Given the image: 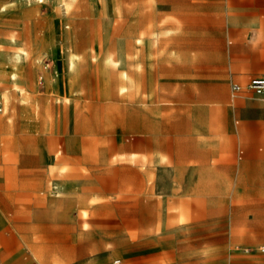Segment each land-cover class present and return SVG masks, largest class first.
<instances>
[{
	"label": "rangeland",
	"instance_id": "rangeland-1",
	"mask_svg": "<svg viewBox=\"0 0 264 264\" xmlns=\"http://www.w3.org/2000/svg\"><path fill=\"white\" fill-rule=\"evenodd\" d=\"M240 3L0 0V264H264V111L222 101L264 98L231 87L264 57ZM194 186L224 192L163 200Z\"/></svg>",
	"mask_w": 264,
	"mask_h": 264
},
{
	"label": "crops",
	"instance_id": "crops-1",
	"mask_svg": "<svg viewBox=\"0 0 264 264\" xmlns=\"http://www.w3.org/2000/svg\"><path fill=\"white\" fill-rule=\"evenodd\" d=\"M232 12L233 13H235V12L245 13L247 15L248 20L255 22L253 24L255 26L249 27L248 29L252 28V34H259V31H261V28L258 27V24L256 22L261 20V19H264V2H262L260 0H241L240 5L233 7ZM262 30H264V29H262ZM260 34H264V31H262ZM254 60L257 61V63L255 65H252L253 67L250 65H249V67L251 68L250 73L255 74V75L248 76L247 74L242 72L239 74L240 75L239 82L233 81L231 83V85L233 83H238V84L244 86L250 78L255 77V76H264V57L262 58L259 55V52H257ZM240 81L244 82V83L242 84V83H240ZM243 89H245V88H243ZM222 101L226 102L227 104H230L231 101H234V104L231 103V105H233V106H236L237 104H243V105L245 104V105L250 106V109H253V107H256V109H261L264 111V98L253 97L251 95L244 94V93L240 94L237 98L231 97L230 100L225 99ZM254 143L255 144L250 145L246 149L245 152H244V149L240 148L238 151V158L242 159L240 161V164L242 165V167H244V170H246L245 173H247V171H249L250 166H253L255 163V165L257 166V171H258L257 172V178L262 181V186L259 187L258 190H259V193L264 195V138L263 139L258 138L256 140V142H254ZM254 156L256 157L255 161L253 159H250L251 157H254ZM147 158H148L147 155L143 156V159H142L143 164L147 161ZM162 158L163 157H161L160 159H162ZM177 160H178L177 161V164H178V169H177L178 174L177 175L179 177L181 176L180 173L185 172L184 174H187L186 179H188V180L189 179L190 180H192V179L200 180L201 178L206 179L205 175H203L204 177L199 175V174H201V170H202L201 167H192V168L185 167L186 165L184 166V164L187 163V161H185V158H181L178 156ZM204 170L208 171L205 167H204ZM221 192H224V189L211 188V187L197 188L195 186L193 188L187 187V188H183L180 190L177 188H174V189L168 190V193L165 194L166 198H164L163 200H164V202L165 201L169 202V200L171 199L169 197L174 198L175 196H178V197L188 196L189 198L187 200H184V199H182V200L189 202L190 204L193 205L195 203L201 202L202 196H212V195L214 196V195L221 194ZM173 200L174 199H172L171 201L173 202ZM177 202H179V201H177ZM174 205L178 209H181V206L179 203H175ZM260 227L263 228V231L262 232L258 231V236L260 239H262L264 241V220L262 221V225ZM231 231H232V226H231ZM207 236L208 237H214L216 235L209 233Z\"/></svg>",
	"mask_w": 264,
	"mask_h": 264
},
{
	"label": "built area",
	"instance_id": "built-area-1",
	"mask_svg": "<svg viewBox=\"0 0 264 264\" xmlns=\"http://www.w3.org/2000/svg\"><path fill=\"white\" fill-rule=\"evenodd\" d=\"M232 90L237 91L241 88V85L238 83H233L231 85ZM247 89L252 90L255 94H263L264 93V76H255L248 80L245 84Z\"/></svg>",
	"mask_w": 264,
	"mask_h": 264
}]
</instances>
